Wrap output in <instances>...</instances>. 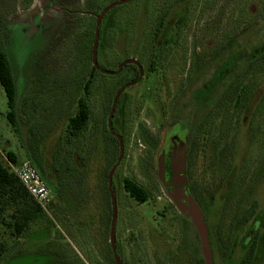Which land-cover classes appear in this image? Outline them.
<instances>
[{"label": "rangeland", "instance_id": "rangeland-1", "mask_svg": "<svg viewBox=\"0 0 264 264\" xmlns=\"http://www.w3.org/2000/svg\"><path fill=\"white\" fill-rule=\"evenodd\" d=\"M96 1V9L87 12V0H0V40L13 67L17 94L13 126L6 118L7 98L0 84V153L6 163L7 151L18 163L35 156L42 165L37 170L53 192L46 214L49 223L30 225L27 236L19 239L0 230V242L13 247L1 264H113L105 188L117 144L106 128L107 109L119 88L130 82L126 68L119 75L95 71L86 97L90 115L84 131L69 138L66 128L92 66L95 15L113 0ZM38 17L43 25L25 41L19 24ZM176 22L183 24L177 27ZM101 23L108 33L105 48L102 36L98 41L99 66L114 71L133 57L146 71L139 82L125 87L115 105L117 116L125 98L123 114L130 113L124 156L112 178L122 264H136L134 258L144 264H187L190 254L198 259L196 243L192 238L182 242V233H191L169 204L158 180L157 159L168 126L195 119L192 99L198 88L212 89V76L224 78L214 92L219 91L218 109L199 111V117L205 111L200 123L211 137V157L207 163L203 150L196 154L192 172L211 189L224 181L226 170L233 169L234 181L222 205L217 197H201L199 203L186 175L185 187L212 232V246L220 233L231 232L230 226L237 231L249 216L264 213V60L256 68L250 66L251 57L264 45V0H130L109 10ZM158 24L165 28L156 35ZM230 63L237 72L233 79L223 72ZM229 81L232 94L227 95ZM253 97L259 100L249 107ZM236 99L241 114L234 117L229 107L233 109ZM178 126L174 129L181 131ZM146 134L153 144L157 141L155 146L144 139ZM125 176L148 189L145 202L123 190ZM169 249L171 260L165 257Z\"/></svg>", "mask_w": 264, "mask_h": 264}, {"label": "trees", "instance_id": "trees-1", "mask_svg": "<svg viewBox=\"0 0 264 264\" xmlns=\"http://www.w3.org/2000/svg\"><path fill=\"white\" fill-rule=\"evenodd\" d=\"M97 3L96 0H87L86 2V9L87 12H90L89 10H94L95 4ZM99 4H97L98 6ZM116 7V6H115ZM114 8V7H113ZM112 8V9H113ZM101 9V8H100ZM111 10V9H110ZM178 22V21H177ZM177 27H180L183 23L179 22L177 23ZM94 25H95V20H94ZM104 23L99 26V40L100 36H102L104 39V35L107 34L108 32L103 29ZM165 28L162 24H158L155 26V31L154 33L156 35L160 34L162 29ZM94 30V29H93ZM165 32V31H164ZM93 38H94V33H93ZM104 39L102 41H104ZM149 39V38H148ZM148 39L146 41H148ZM102 41L100 44L102 45ZM93 42V39H92ZM163 43L165 40L162 41ZM93 44V43H92ZM260 49V48H259ZM257 54H253L251 57V69L256 68V64L264 60V51L259 50ZM91 52H92V45H91V51H90V60H91ZM92 64V62H91ZM154 62H150V71H153V65ZM128 67H134L133 64L127 65ZM96 71L95 67L92 65L91 70L89 73V77L84 81L83 83V95L78 97L76 100V108L75 112L71 113L67 117V135L69 138H74L78 137L83 131L86 126V123L89 119L90 115V107L88 104V101L86 97L88 96L90 89H91V83H92V77L93 73ZM227 68L223 70V72L227 73ZM223 76H220V82L223 81ZM211 81V80H210ZM0 84L2 85L6 98H7V112H6V118L8 121L15 126L16 125V84H15V75L13 71V67L10 63V60L8 58V52L6 47L4 46L3 42L0 40ZM228 91V92H227ZM206 90H203L202 92V106L200 105L199 107H206L205 109L211 110L214 108V104L212 103V98L210 96L211 90L207 92ZM224 92L226 94H229L228 87L224 89ZM226 95V97H227ZM200 96V95H199ZM201 102V101H200ZM238 101L236 102V108L238 109ZM200 104V103H199ZM208 105V106H206ZM110 106V105H109ZM109 111V107L107 109ZM206 110V111H207ZM128 115L130 113L127 111V113H124V127H123V134L127 135L129 132V129L127 128V121H128ZM204 117V115H203ZM106 118V117H105ZM202 121V120H201ZM202 125L200 123L199 125V130H202ZM109 133V132H108ZM197 133V132H196ZM202 140L203 142V148L202 150L204 151V160L208 163L209 158L211 157L210 155V148L211 145L209 144V141L211 140V137L203 130L200 131ZM111 135V134H110ZM199 136V134H198ZM113 140L117 144L118 148V142L115 137H113ZM204 137V139H203ZM144 139L148 141V144L150 145L152 143L151 139H149V135H145ZM195 142L198 141V138L194 139ZM154 146L157 144V141H153ZM194 148L196 146L194 145ZM118 151V149H117ZM148 156L150 159H152V155L150 151L147 152ZM193 155V160H196V153H192ZM6 158L12 162L17 164L18 158L17 156L12 152V151H7L5 154ZM28 160L31 161V163L39 170L41 171L42 165L40 160L36 159L35 156H29ZM38 161V162H37ZM228 165V164H227ZM192 166L191 169H188L189 173V179H190V188L192 190L193 195L197 198L199 202H201V197H205L210 200H214L217 194L220 197V203L223 204L226 198H229V192L232 187V182H228V179H233L234 178V171L233 169L226 170L225 171V177L224 181L220 183V180L218 181L217 185L218 188L216 189H211V187L208 186H202L201 183H199L198 179L194 176V173L192 172ZM206 167V164L203 165V169ZM205 174V173H203ZM107 176V175H106ZM203 177V175H202ZM231 186V187H230ZM122 187L123 190L128 194L129 197L133 198L137 202H145L149 198V191L139 183H137L135 180H133L131 177L125 176L122 179ZM107 189V187L105 188ZM55 191V190H54ZM107 191V190H106ZM55 193V192H54ZM108 194V191H107ZM56 196V195H55ZM109 199V198H108ZM109 201V200H108ZM228 201V199H227ZM51 203V202H50ZM170 206L172 207L173 210L177 212V215L180 217L181 215L179 212L176 210L174 205L169 202ZM221 204V205H222ZM50 206V204H49ZM224 207V206H223ZM10 209V212L5 213ZM47 213L41 209V207L34 201V199L30 196V194L26 191V189L23 187V185L20 183L18 180L17 176L15 173L11 170L9 165L3 160V157L0 153V230L3 233H7L10 237H16V239H19L21 237H26L27 232L29 229V226L32 224H35L37 222L39 223H49L50 219L46 215ZM106 215V228L109 229V220H110V203H109V208H108V213ZM182 217V216H181ZM13 247H7L5 242L2 240L0 242V264L11 251ZM110 249V248H109ZM8 250V252H6ZM6 252V253H5ZM118 253L121 257V253L118 249ZM111 254V250H110ZM111 258L113 260V257L111 255ZM135 262L137 264V261L139 264H144L143 260L141 258H134ZM137 259V261H136ZM122 262V261H121ZM114 264V263H113ZM125 264V261L124 263Z\"/></svg>", "mask_w": 264, "mask_h": 264}, {"label": "flooded vegetation", "instance_id": "flooded-vegetation-1", "mask_svg": "<svg viewBox=\"0 0 264 264\" xmlns=\"http://www.w3.org/2000/svg\"><path fill=\"white\" fill-rule=\"evenodd\" d=\"M62 10H65V9L63 8ZM65 11H67L68 14L72 13L71 9L70 10L66 9ZM39 21H40V18L38 17L37 20H28L27 19V20H25L24 23L19 24L20 25L19 32L21 35H23L24 40L28 38V35H30V33H32V31L34 32L35 29H37L38 27H41L43 25ZM26 26H28L27 31L24 30V28ZM66 30H68V28ZM66 33H67V31H65V35H66ZM105 39H104V41H102V45H101V47L104 46V48H105L106 42H107ZM98 41H99V36H98ZM97 47H98V44H97ZM259 48L261 50H263L264 45L260 46ZM96 57H97V55H96ZM128 58H130V57H128ZM91 62H92V60H91ZM127 65H129V64L122 66L121 69H119L114 74L119 75L120 73L123 72L124 68H126V70H127V71H125L126 79L130 80V81L136 80L139 76L138 67L135 64H133L134 67L128 68ZM244 66H247V62H245ZM234 67H235V65L233 66V64H231V63L227 67V70H228L227 73H228V76L230 75L231 79H233L237 75V72H235ZM90 70H91V68H90ZM90 70L88 72L87 78L89 77ZM116 70H117V67H115L114 71H116ZM96 71L100 72L97 69H96ZM100 73H102V72H100ZM145 73H146V71L142 66V75L140 77V80L145 76ZM102 74H106V73H102ZM114 74H107V75H114ZM218 76L217 75H216V77L212 76L213 81L210 83L211 87H212L211 92H210V96L212 93L213 98L212 97L211 98H212V103L214 104L215 109H218L217 103L219 101V99H218L219 91H217V93L214 94L215 88H216V86H221L220 77H218ZM92 79H93V77H92ZM228 84H229V86H228L229 94H232L231 87H230L231 82L229 81ZM201 88L202 87L198 88V90L196 91V93L194 94V97L192 99V101L194 102L193 104L195 106V109H197V111L195 113V117H194L195 119L193 121L190 120V121H185V122H173L172 124H170L168 126V128L166 129V132L168 131L169 135H166V138L164 139V143L161 145V152L163 154V160H164V183H165V186L163 185V187L166 189V191H170L172 193H174L176 191V185H174L172 183L173 182L172 176L174 174L173 169H172L173 166L179 167V165H180L181 167H183L184 173H185L187 181L189 183L190 179H189L188 169L191 168V165L194 166V164L196 162L195 160H191L193 157L192 153L196 152V154H198L199 152H202L203 140H202V137L200 134V131H202V130L198 131L200 121L202 120L204 112H205L204 111L201 114V116L199 117V115H200L199 111L201 109V107H199V106L200 105L202 106V101H203V98L201 95L203 91H200ZM120 97L121 96H119L117 99V107H118ZM258 100H259V97H257V98L253 97L249 107L254 106L255 102H257ZM199 101H201V102H199ZM237 101H238L237 99H236V101L233 100V104H232L233 109L231 108V106L229 107V112H231L233 110L234 117H235V115L241 114V111H239L236 108V105H237L236 102ZM124 102H125V98H124V100H121L120 112L117 114V116H116V112L114 110L112 121H111V127L115 133L120 134L122 136L123 143H124V152H125L126 136L127 135L123 134V131H124L123 127H124V122H125L124 121L125 116L123 114ZM122 104H123V106H122ZM115 108H116V106H115ZM114 118H116V119L114 120ZM178 124L180 126L181 131H176L174 129V127L176 125L178 126ZM115 126L117 128V129H115L116 131L114 130ZM106 128L108 130V127H106ZM108 132H109V130H108ZM198 134H199V136H198ZM111 135L113 137H115V135H113V134H111ZM196 138H198L197 142L194 141V139H196ZM187 139H188V141H187ZM194 145L196 146V148H194ZM116 157H117V154H116ZM120 163H119V165H120ZM112 164H111V166H112ZM111 166L109 167L108 171L110 170ZM118 166L116 168H118ZM116 168H115V170H116ZM115 170H114V172H115ZM108 171H107L106 175L108 174ZM113 175H114V173H113ZM113 175H112V178H113ZM106 178H107V176H106ZM198 181H199V179H198ZM233 181H234V178L228 179V182L233 183ZM106 184H107V181H106ZM189 190H191V188H189ZM107 191H108V189H107ZM191 192H192V190H191ZM51 193L53 195L52 191H51ZM114 193H115V191H114ZM185 193H186V195L188 194V187L187 186H186ZM219 195L217 194L216 197L219 200V204H222V203H220ZM115 196H116V194H115ZM234 196H235V199H237V201H239V197H237V195H234ZM216 197H215V200H216ZM226 199H228V198H226ZM226 199H225V201H226ZM229 211H232V210H229ZM179 218H181V220L184 221V223H185L184 229L189 230L191 233V234H185V233L183 234L182 233V235H181V238H183L182 242L183 243L184 242L189 243L191 238L194 239V241L196 243V252L195 253L198 254V259H195L194 255H192V254L188 255L189 258H188L187 264H205L204 258L202 255V251H201V247H200L199 237H198V234H197L195 227L191 224V222L188 219L186 220L181 216ZM234 227L233 226L229 227L231 230V232L229 234L226 232L224 234L220 233L219 241L215 246H212V244H211V239H210L211 235L210 234H212V232L207 227V235H208V239H209V247H210V252H211L212 264H259V263L264 264V213L263 214L260 213L259 217H256V213H254L252 216H249V218L246 219L245 224H243V226H240V229H238L239 231L238 230L236 231L235 230L236 228L234 229ZM116 247H117V253H118L117 242H116ZM111 255H112V253H111ZM165 257L167 259L169 258V260L172 259L170 249L167 250V252L165 253ZM113 263H114V259H113ZM137 264H139L138 261H137Z\"/></svg>", "mask_w": 264, "mask_h": 264}, {"label": "water", "instance_id": "water-1", "mask_svg": "<svg viewBox=\"0 0 264 264\" xmlns=\"http://www.w3.org/2000/svg\"><path fill=\"white\" fill-rule=\"evenodd\" d=\"M130 0H113L106 4L104 7L100 9V11L95 15V25H94V38H93V44H92V52H91V60H92V65L99 70L102 73L106 74H114L116 73L119 69H121L122 66L126 64H135L138 67L139 70V76L136 80L127 82L123 86L119 88V90L116 92L107 116V127L108 130L111 134L115 135L117 138L118 142V152H117V157L115 159V162L112 164L110 170L108 171L107 174V189H108V194H109V203H110V220H109V229H108V242H109V247L114 259V264H122L121 259L119 254L117 253V247H116V219H117V201H116V196L114 193V189L112 186V175L114 173L115 168L119 165L121 162L123 155H124V143L122 136L120 134L115 133L112 130L111 127V121L113 117V113L115 110V104L118 96L120 93L125 89V87L129 85H133L136 82L140 80V77L142 75V66L141 64L133 57L126 58L124 59L119 65L116 71H109L102 69L98 62H97V44H98V36H99V26L102 18L104 15L113 7L117 5H121L123 3H126ZM157 168H158V180L162 185L165 186L164 183V160H163V154L160 155L157 159ZM173 184L176 185V191L174 193L167 191V195L170 198L171 203L174 205L176 210L186 219H188L192 225L195 227L198 237H199V242H200V247L202 251V255L204 258V263L205 264H212V258H211V252H210V247H209V239L207 235V225L204 220L203 213L200 209L199 204L195 200V198L188 193L186 195V178H185V173L183 170V167L179 165V167H174L173 166Z\"/></svg>", "mask_w": 264, "mask_h": 264}, {"label": "built area", "instance_id": "built-area-1", "mask_svg": "<svg viewBox=\"0 0 264 264\" xmlns=\"http://www.w3.org/2000/svg\"><path fill=\"white\" fill-rule=\"evenodd\" d=\"M7 164L34 201L43 211L48 213L52 193L37 168L28 159L22 160L18 164L12 163L7 159Z\"/></svg>", "mask_w": 264, "mask_h": 264}, {"label": "crops", "instance_id": "crops-1", "mask_svg": "<svg viewBox=\"0 0 264 264\" xmlns=\"http://www.w3.org/2000/svg\"><path fill=\"white\" fill-rule=\"evenodd\" d=\"M53 196V195H52Z\"/></svg>", "mask_w": 264, "mask_h": 264}]
</instances>
